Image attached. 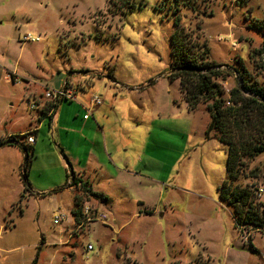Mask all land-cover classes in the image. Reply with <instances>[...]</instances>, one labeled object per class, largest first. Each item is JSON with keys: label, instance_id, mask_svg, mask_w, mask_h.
Returning a JSON list of instances; mask_svg holds the SVG:
<instances>
[{"label": "rangeland", "instance_id": "1", "mask_svg": "<svg viewBox=\"0 0 264 264\" xmlns=\"http://www.w3.org/2000/svg\"><path fill=\"white\" fill-rule=\"evenodd\" d=\"M197 5L181 26L189 33L199 24L208 60L221 65L225 94L240 82L234 71L242 73L241 65L264 86V0ZM167 8L163 0H0V74L19 79L14 84L0 78V117H37L31 94L40 100L45 90L34 83L51 75L69 78L101 100L100 90H109L106 77H113L122 86L115 102L123 114L119 119L138 125L123 156L130 165L139 147L137 171L150 178L111 207L94 198L84 202L106 219L76 230L71 196L81 193L79 185L56 195L21 190L9 203L16 179L23 182L22 159L16 179L8 168L0 176V264H264V230L241 234L231 209L220 202L226 148L204 139L205 106L188 111L178 82L167 78L174 32ZM27 35L38 41H24ZM71 70L85 74L73 77ZM49 133L45 126V138L59 152ZM54 165L43 152L31 178L43 184L55 179ZM263 167L264 154L248 163V170ZM43 168L51 170L39 178L36 171ZM27 175L28 169L29 183Z\"/></svg>", "mask_w": 264, "mask_h": 264}, {"label": "crops", "instance_id": "2", "mask_svg": "<svg viewBox=\"0 0 264 264\" xmlns=\"http://www.w3.org/2000/svg\"><path fill=\"white\" fill-rule=\"evenodd\" d=\"M3 68L6 72H9L7 67ZM70 73L73 77L85 74V72L80 73L73 70ZM51 77L50 81L44 83L36 81L34 85L42 87L44 90H49L59 89L67 83L72 85V88L75 90L76 101L60 102L55 106L53 114L50 117H45L46 111L44 112V107L47 105L46 100L43 96L42 99L38 100L34 93H32L31 95H33L37 106L34 110H38L40 113L37 117L33 116L28 119L25 115L11 113H4L0 117V142H5L10 137H16L17 141L18 137L21 138L23 136L24 138L23 142L18 141L17 143L0 147V176L8 168L10 176L12 178L15 177V179L17 178L22 159H24V153L20 144L29 146L34 154L28 167H25L22 173L24 175L26 169H28L27 176L29 183L24 176L22 183L16 179L9 203L20 194L21 190L25 194L35 193L42 196L59 194L62 190L71 188V177L74 175L76 178L86 182L87 188L92 192L100 193L105 197L104 201H101L92 196L84 195L83 203L88 202L90 198H94L111 207L113 201L116 199L117 201H121L125 197L123 196V192L132 189L138 190L143 181L147 182V180H150L149 177L140 175L137 171L138 161L136 158L140 151L139 147L133 151L134 156L130 165L128 158L123 156L128 146L131 145L128 135L132 131L136 132L138 125L121 118L119 119V116L123 117V114L116 107L115 102L117 91L122 90V86H120L115 78L106 77L110 80L107 84L109 90L106 88L102 91L100 90V93L103 95L102 102L92 110L89 118L84 119L88 102H90L91 97L95 94H91L88 89L83 87H74L69 78H65L61 74L51 75ZM0 78L5 83H19L18 76L14 73H10V78L8 76H1L0 74ZM111 91H113V94H111ZM132 91L138 94L140 90L135 88ZM121 97L124 98V96L120 95ZM2 125L4 126L3 129L1 128ZM45 126L50 130L49 137L53 138L52 140L57 143L55 147L58 148L59 152L54 150L50 142L45 138ZM28 133H30V136H33L35 140L34 144L27 145L25 134ZM43 152L50 154L53 158L55 163L54 168L58 170L59 174L55 179L48 180L44 184L39 180L34 181L31 178L34 161ZM62 155L66 156L70 165L64 162L61 157ZM49 170L51 169L43 168L37 170V176L40 178L42 177V173H48ZM92 174L93 177H91ZM161 183H159L160 187H158L159 195H162L164 191ZM77 189H79L78 186H76L75 190ZM82 195V193L73 194L71 196L72 201L73 197ZM3 219V214L0 213V221H3Z\"/></svg>", "mask_w": 264, "mask_h": 264}, {"label": "trees", "instance_id": "3", "mask_svg": "<svg viewBox=\"0 0 264 264\" xmlns=\"http://www.w3.org/2000/svg\"><path fill=\"white\" fill-rule=\"evenodd\" d=\"M163 3L168 7V14L174 23L170 40L171 69L167 78L171 82L178 81V89L188 111H194L198 105L205 106L209 121L204 130V139H215L226 148L225 179L218 187L220 202L231 209L234 225L241 234L262 232L264 195L258 196L257 189L262 186L264 192V182L259 185V178H264V167L248 170V163L259 154H264V86L240 64L243 72L234 71L240 82L225 94L219 83L224 80L219 71L221 65L208 60L209 49L196 32L200 30L199 24L189 33L181 26L187 12L198 10V0H163ZM260 68H264V65L261 64ZM15 138L0 142V147L17 143ZM20 146L25 167H28L34 156L33 151L29 146ZM71 179L70 187L79 185L83 194L74 197L75 207L71 215L77 224L84 195L101 201L105 197L92 192L86 182L74 175Z\"/></svg>", "mask_w": 264, "mask_h": 264}, {"label": "built area", "instance_id": "4", "mask_svg": "<svg viewBox=\"0 0 264 264\" xmlns=\"http://www.w3.org/2000/svg\"><path fill=\"white\" fill-rule=\"evenodd\" d=\"M24 41H38V38H32L29 35H27V36H24ZM44 99L47 102L46 107H44L45 109L44 112L46 111L45 117H50L54 112L55 106H57L60 102L76 101L75 90L72 88V85H69L66 83L65 85L61 86L59 89L45 90ZM101 102L102 100L100 96L93 95L90 99V102H88V106L86 107V114L84 115L83 118L84 119L89 118L92 110L96 106L100 105ZM36 107H37L36 104H31L30 110H34L36 109ZM25 140H26L27 145L34 144L35 142L33 136H30V133L25 134ZM257 190H258L257 192L258 196L264 195L262 186H259ZM62 218L63 217L61 216V218L54 220V224H57L59 220ZM105 219H106L105 215L98 212L97 208L90 207L86 205L85 203H83L81 207L80 216L78 217L79 223L76 224L77 225L76 230H80L84 226L90 223H93L95 221L101 222V224H104ZM86 249L91 250V246L87 245Z\"/></svg>", "mask_w": 264, "mask_h": 264}, {"label": "water", "instance_id": "5", "mask_svg": "<svg viewBox=\"0 0 264 264\" xmlns=\"http://www.w3.org/2000/svg\"><path fill=\"white\" fill-rule=\"evenodd\" d=\"M61 157H62V159L65 161V163L67 165H70L69 162H68V159L66 158V156L62 155Z\"/></svg>", "mask_w": 264, "mask_h": 264}]
</instances>
